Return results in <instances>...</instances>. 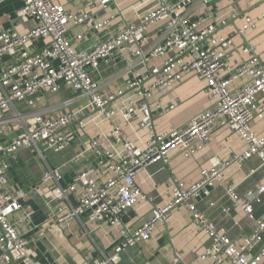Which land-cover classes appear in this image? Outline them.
<instances>
[{
  "label": "built area",
  "instance_id": "built-area-1",
  "mask_svg": "<svg viewBox=\"0 0 264 264\" xmlns=\"http://www.w3.org/2000/svg\"><path fill=\"white\" fill-rule=\"evenodd\" d=\"M9 1L13 0H0V5ZM17 1L15 20L27 27L26 32L0 28V264H43L34 239L26 238L19 228L32 220L33 212L24 202L37 187L7 189V159L24 151L46 164L41 177L45 191L39 196L48 210V229L71 233V225H76L87 233V225L95 224L117 232L109 252L93 248L85 256L87 264H120L122 255L149 241L156 224L166 225L177 207L184 208L207 236L197 261L264 264V211L255 216V207H264V181L243 194L232 186H222L230 205L218 210L229 219L234 208L238 209L242 218L252 223L249 233L244 230L240 236H231L226 226L217 225L198 208L200 200L215 207L216 202L209 200L212 190L222 185V174L231 165L254 158L264 172V134L258 136L253 129L264 119V61L253 46L243 43L237 49L231 37L216 35L236 18L234 10L226 18L218 16L216 0H137L150 4L139 14L138 23L123 21L110 31L114 18L104 16L112 0H89L86 7L101 8L94 15L66 11L53 0ZM199 8L202 11H197ZM255 24L245 16L237 33L244 36ZM73 28L79 32L71 38ZM87 37L94 39L93 45L77 51L75 45ZM234 53L240 62L232 60ZM120 64L128 77L110 91L101 81L103 73L117 71ZM134 64L142 66L136 75ZM189 75L202 85L209 106L184 125L157 134L153 118L176 105L174 99L165 103L163 94ZM64 90L73 96L62 99L55 108L66 111L47 116L37 109L44 94L54 98ZM127 93L132 99L114 108ZM154 98L155 103L149 105ZM79 101L84 105L69 109ZM88 112L107 120L120 114L127 122L137 121L147 140L139 148L119 126L112 127L103 138L88 140L82 153L63 163L77 162L85 151H92L95 167L63 183L61 167L52 168L46 157L60 155L70 146L69 127L83 126ZM220 130L227 131L229 139L243 141L245 151L227 161L213 159L208 169L200 171L199 180L189 186L171 179L170 200L164 206L155 205L147 220L135 228L124 224V216L139 201L153 203L135 182L141 172L154 164H167L172 154L181 153L187 159L196 156ZM101 139L107 142L106 147ZM116 146H121L120 154L115 152ZM18 213L22 217L15 221ZM233 223L242 229L237 221ZM42 235L43 230H38L37 238ZM179 261L180 255L175 254L172 264Z\"/></svg>",
  "mask_w": 264,
  "mask_h": 264
},
{
  "label": "crops",
  "instance_id": "crops-1",
  "mask_svg": "<svg viewBox=\"0 0 264 264\" xmlns=\"http://www.w3.org/2000/svg\"><path fill=\"white\" fill-rule=\"evenodd\" d=\"M89 0H53L54 3L61 5L66 11H83L91 14H99L101 8L86 7ZM218 16L225 15L229 18V12L234 10L236 18L230 20L227 26L216 35L218 38L231 37L235 48H239L243 43L253 46L256 54L264 61V0H216L215 2ZM17 0L9 1L0 5V28H14L18 33L26 32L27 27L15 20L14 12L18 8ZM149 3H137V0H112L108 5L106 16H113L110 23V31H115L124 21L126 24H137L139 14L145 10ZM118 7V8H117ZM202 11V9H197ZM249 17L255 21V27L240 36L237 31L244 24V17ZM10 17V18H9ZM79 32L78 28H73L69 32L72 38ZM154 38H151L150 42ZM94 43L92 37H87L85 41L78 43L77 51H84L90 48ZM232 60L240 62L238 54H232ZM161 62L157 60L156 63ZM119 66V65H118ZM134 75L141 72L142 66L134 64L132 68ZM123 66L120 64L115 72H104V78L101 80L108 90H114L121 86L128 76L124 75ZM73 96L67 90L57 97H44L38 102L37 109L45 115L51 116L67 110V108H55L62 99ZM132 99L131 93H127L119 98L114 108L127 103ZM163 101L169 102L176 100V105L170 112L153 118V125L157 134L169 131L172 127L184 125L192 116L206 109L209 101L205 97L202 85L199 84L193 75L186 76L177 83L172 90L162 96ZM260 101L263 99L259 98ZM155 103V98L149 101V105ZM83 102H76L69 109H75L82 106ZM54 107V108H53ZM119 126L121 131L129 140L135 142L136 146L143 148L147 140L144 132L138 128V122H127L117 114L114 118L107 120L101 115L87 113L83 126L73 124L69 127L70 146L60 155L48 158L49 166L61 167L63 183H69L71 178L78 172L89 168H94L96 158L92 151H85L82 158L77 162L66 163L70 158L83 152L88 140L103 138L112 127ZM254 132L258 136L264 134V119L254 124ZM229 134L225 130L217 132L210 140L207 147L192 158H185L181 153L172 154L167 164H154L141 172L136 177L137 186L153 198V203L139 201L124 216V224L128 227H137L142 224L150 215V212L157 206H164L170 200L169 186L171 179H176L189 186L196 183L200 178V171L208 169L213 159L227 161L233 154H242L246 149V144L237 137L228 138ZM101 145L106 147L108 144L101 139ZM117 154L121 153V146L114 148ZM35 155L24 151L7 159L9 172L7 176V189L15 191L37 187L36 193H31L26 198L24 205L33 212L32 220L29 224L19 226L26 238L34 239L38 260L43 264H87L85 256L93 248L99 249L103 253H108L112 243L117 238L116 231H109L106 225H87V233L76 225H71L70 232H64L59 229H48V210L43 205L40 194L45 191L41 185L42 174L46 171L44 161L36 160ZM255 170L254 174H249ZM98 177V175H97ZM264 181V172L259 168L256 159L248 160L241 165L233 164L222 174V185H216L209 198L216 202L214 208H209L206 201H199L198 208L208 215L217 225L226 226L231 236H240L243 231L249 233L252 223L243 219L238 209L234 208L232 216L225 219L218 208L221 205L228 206L230 202L223 195L222 186H232L239 194L246 190L254 188L259 182ZM80 192V191H79ZM264 211L263 206L255 207V216H260ZM22 217L21 213L15 216V221ZM239 223L241 230L233 222ZM43 230L41 239L37 238L38 230ZM109 231V233H108ZM207 243V236L195 225L189 213L182 207L173 209L170 213L166 225L157 223L151 232L149 241L139 244L122 255L120 264H172L175 254H179L181 261L176 264H212L210 261H197V256L202 252ZM94 256L97 253L94 251Z\"/></svg>",
  "mask_w": 264,
  "mask_h": 264
},
{
  "label": "rangeland",
  "instance_id": "rangeland-1",
  "mask_svg": "<svg viewBox=\"0 0 264 264\" xmlns=\"http://www.w3.org/2000/svg\"><path fill=\"white\" fill-rule=\"evenodd\" d=\"M50 156H51V155H48V157H46V158H50ZM38 158H39V157L37 156V157H36V160H37ZM39 160H41L40 162L42 163L43 160H42L41 158H39ZM47 161H48V160H47Z\"/></svg>",
  "mask_w": 264,
  "mask_h": 264
}]
</instances>
